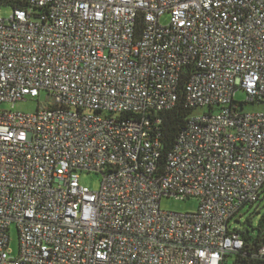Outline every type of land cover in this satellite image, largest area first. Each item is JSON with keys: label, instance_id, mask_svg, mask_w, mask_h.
I'll return each instance as SVG.
<instances>
[{"label": "built area", "instance_id": "2783aa9c", "mask_svg": "<svg viewBox=\"0 0 264 264\" xmlns=\"http://www.w3.org/2000/svg\"><path fill=\"white\" fill-rule=\"evenodd\" d=\"M1 6L0 105L50 103L0 109V264H225L242 250L232 219L264 185V112L243 111L264 104V0ZM180 89L192 113L164 155L159 112ZM165 196L197 210L164 211Z\"/></svg>", "mask_w": 264, "mask_h": 264}, {"label": "trees", "instance_id": "16d2710c", "mask_svg": "<svg viewBox=\"0 0 264 264\" xmlns=\"http://www.w3.org/2000/svg\"><path fill=\"white\" fill-rule=\"evenodd\" d=\"M191 113L192 110L187 108L185 105V99L182 90L179 93L176 104L171 109L159 112V140L161 142L164 155L174 145L177 135L181 132V130L184 129L186 121ZM261 202H264V185L260 190L256 202L253 204L244 205L239 210L240 212L243 209L253 208L254 213L251 219L245 221L247 227L244 230L233 228V230L238 233L240 239L242 240L243 248L235 254L226 256L227 258L230 256L232 257V264H264V259L255 257L258 249L264 243V204L261 206Z\"/></svg>", "mask_w": 264, "mask_h": 264}, {"label": "rangeland", "instance_id": "374dc122", "mask_svg": "<svg viewBox=\"0 0 264 264\" xmlns=\"http://www.w3.org/2000/svg\"><path fill=\"white\" fill-rule=\"evenodd\" d=\"M11 8L9 6H1L0 17L9 18L11 15ZM168 22V17L164 16L161 23L166 24ZM235 100L238 102H245L246 95L242 91H238L235 94ZM50 103L45 92H41L38 98L26 97L22 101H18L14 104H3L0 105L1 110L20 112L25 114H30L35 112L40 106H44ZM243 111L246 113L253 112H264V104L249 103L244 104ZM80 183L92 191H97L100 185V177L95 173H82L80 174ZM264 202H261V206ZM198 200L195 198H188L183 200H178L173 197H162L160 200V208L164 211H172L177 213L194 212L197 210ZM254 209H243L241 210L232 220L231 228H236L239 230H244L247 227L245 221L251 219L253 216ZM255 223V221L253 220ZM9 250L12 256H16L19 248L18 231L14 225L10 227L9 230ZM225 264H232V257L226 259Z\"/></svg>", "mask_w": 264, "mask_h": 264}]
</instances>
